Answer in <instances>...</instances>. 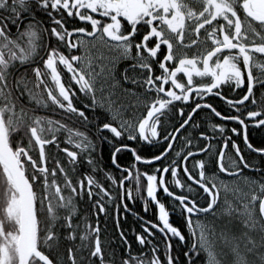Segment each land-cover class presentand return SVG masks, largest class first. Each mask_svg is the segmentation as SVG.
Returning a JSON list of instances; mask_svg holds the SVG:
<instances>
[{"label": "snow or ice", "instance_id": "snow-or-ice-1", "mask_svg": "<svg viewBox=\"0 0 264 264\" xmlns=\"http://www.w3.org/2000/svg\"><path fill=\"white\" fill-rule=\"evenodd\" d=\"M249 126L264 0H0V264H264Z\"/></svg>", "mask_w": 264, "mask_h": 264}, {"label": "trees", "instance_id": "trees-1", "mask_svg": "<svg viewBox=\"0 0 264 264\" xmlns=\"http://www.w3.org/2000/svg\"><path fill=\"white\" fill-rule=\"evenodd\" d=\"M230 95H235L230 93ZM211 102L214 104V106H216L218 108V110H221L225 113L228 112L229 110V106L225 105L223 103V101H221L218 97H213ZM199 115L196 116V119H202L204 116L209 115L208 110L204 109V110H198ZM212 119L215 120V122H222L221 120L215 118V117H211ZM227 126L229 128L233 127V126H237L238 125L235 122H228ZM248 136H249V141L251 143L254 144V146H264V144L261 143V141H264V129L261 128H256V127H252L249 126L248 128ZM233 139H236L238 142L242 141V136H233ZM179 141H177V147H179ZM241 147H243V144L241 143ZM148 152L154 151V149L148 148L147 149ZM245 153L248 152L247 149H244ZM103 163L104 164H110V152L108 153V150L106 152L103 153ZM119 155H125L126 158L124 160H122V163H130L131 162V154L130 153H126V154H119ZM197 158H200L199 156ZM248 159H251L253 161L258 162L259 161V157L255 156V155H248L247 157ZM84 169L80 168V171L82 172ZM245 174L249 175V176H256V173H253L251 170H245ZM261 176H264V173L259 174ZM100 179H103L102 176L99 177ZM105 183H107V181H105ZM179 191V190H177ZM126 203H128L129 208H131L134 212H139L141 216H145V218L147 219H154V208L153 210L145 213L143 210V206L142 203L139 199H137L135 201V203H133L132 201H126ZM121 212H123V209L121 208ZM172 221L177 224V226L181 227V230L184 231L187 234V229L183 227V225L181 224V219L179 216V213L177 212L175 215H173L171 217ZM101 223L104 222V217L103 215H101L100 217ZM109 224V229L110 231H115L114 228V220L109 218L108 221ZM120 224L122 227H124L125 229H130L135 227L137 229V231L140 230V226H139V222H137L134 218V216L132 215V213H124L123 216L120 217ZM157 237H159L161 240L163 239V237L160 236L159 233H157ZM179 244L178 240H174L173 241V252L177 253V252H181L182 249L180 247H177V245Z\"/></svg>", "mask_w": 264, "mask_h": 264}, {"label": "bare ground", "instance_id": "bare-ground-1", "mask_svg": "<svg viewBox=\"0 0 264 264\" xmlns=\"http://www.w3.org/2000/svg\"><path fill=\"white\" fill-rule=\"evenodd\" d=\"M217 119H219L220 120V118H217ZM108 150V153L110 152V149H109V147L105 144L104 146H103V153L104 152H106ZM104 156V155H103Z\"/></svg>", "mask_w": 264, "mask_h": 264}, {"label": "rangeland", "instance_id": "rangeland-1", "mask_svg": "<svg viewBox=\"0 0 264 264\" xmlns=\"http://www.w3.org/2000/svg\"><path fill=\"white\" fill-rule=\"evenodd\" d=\"M226 179H230V178H226ZM232 187V185L230 184V188ZM222 195H223V193H222ZM228 196H229V198H231V196H232V193L231 192H229L228 194H227ZM258 206V205H257Z\"/></svg>", "mask_w": 264, "mask_h": 264}]
</instances>
